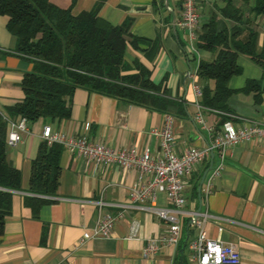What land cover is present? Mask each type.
Listing matches in <instances>:
<instances>
[{"label":"crops","instance_id":"0c3cea01","mask_svg":"<svg viewBox=\"0 0 264 264\" xmlns=\"http://www.w3.org/2000/svg\"><path fill=\"white\" fill-rule=\"evenodd\" d=\"M60 7H71L73 14L90 10L97 0H50ZM213 2L198 0L201 23L205 21ZM180 0H105L100 17L111 24L132 18L130 32L136 36H160V47L154 57L128 46L125 60L137 59L150 71V79L160 86V92L178 103L168 106L167 112L148 109L98 92L76 88L71 96L70 117L63 120L39 118L24 121L23 129H16L19 140L7 144L6 156L20 171V186L12 192L11 211L6 216L0 235V264H198L191 259L188 242L194 233L191 211L197 210V186L208 169L209 156L195 163L184 178L185 205L177 214L180 225L176 244L160 242L150 257L142 249L150 238L166 234L167 224L154 213L141 207L148 201L130 199V188L137 185L135 168L117 165L96 166L93 161L62 147L59 157L60 177L52 195H36L28 190L31 162L36 156L44 125L53 131L77 135L84 132L93 142H103L114 148L135 146L138 152L147 148L152 154L159 137L154 130L163 124L164 116L173 117L177 155L190 147L211 146L214 131L221 127V114L202 107L200 83L195 70L199 59H211L212 53L197 50L188 43L187 33L177 26L181 15ZM8 18L0 15V111L23 97L20 81L31 69V62L14 51L15 37L7 30ZM260 29L259 44L264 34V19L257 18ZM241 71L228 81L235 92L227 100L230 119L241 125L238 117L264 121V90L238 91L247 80L262 79V68L244 55L236 59ZM189 70L191 74L188 75ZM135 72L134 69L125 73ZM213 85V82H210ZM199 89V92L195 87ZM200 112L203 122L196 119ZM16 118L15 122H19ZM8 132V127H7ZM7 136V135H6ZM46 141V140H45ZM48 142V141H47ZM49 143V142H48ZM212 166L221 161V170L210 178L208 169L201 185L200 212H206V235L233 245L239 252V264H264V137L244 140L228 147L222 159L213 149ZM211 190L205 193L206 181ZM196 187V193L193 188ZM26 196L46 201L37 214L24 204ZM104 205L100 213L120 215L106 237L82 239L91 234L99 211L94 201ZM153 205L169 208L171 204L163 192H157ZM135 225L134 233L131 226ZM82 239V240H80Z\"/></svg>","mask_w":264,"mask_h":264},{"label":"trees","instance_id":"16d2710c","mask_svg":"<svg viewBox=\"0 0 264 264\" xmlns=\"http://www.w3.org/2000/svg\"><path fill=\"white\" fill-rule=\"evenodd\" d=\"M105 0L90 10L73 14L50 0H0V15L8 18L6 28L15 37L14 51L29 60L31 69L23 74V97L0 111V235L11 211L12 192L20 186V171L6 156L8 121L23 118L63 120L70 117L71 96L76 88L123 99L148 109L167 112L180 105L164 96L150 79V71L137 59L125 60L130 46L152 58L160 36L146 38L130 32L132 18L111 24L100 17ZM257 18L264 19V0H219L200 23L193 42L197 50L209 51L211 59H199L195 70L200 83L202 107L227 113V100L235 91L228 87L240 73L238 55L262 68V79L247 80L238 91L264 90V34L259 44ZM134 69L135 72L125 73ZM213 85H210V82ZM229 117L221 114L222 122ZM221 122V123H222ZM62 146L43 140L31 162L28 190L36 195L55 193L60 177ZM196 193V187L193 188ZM45 199L26 196L24 204L37 214Z\"/></svg>","mask_w":264,"mask_h":264},{"label":"built area","instance_id":"2783aa9c","mask_svg":"<svg viewBox=\"0 0 264 264\" xmlns=\"http://www.w3.org/2000/svg\"><path fill=\"white\" fill-rule=\"evenodd\" d=\"M181 15L176 24L187 33L188 43L194 48L193 42L196 38L201 18L198 12V0H180ZM195 89L199 92L197 86ZM229 118L224 120L218 131L213 132L211 146L190 147L177 155L174 152V133L172 129L173 117L169 114L164 116L162 126L154 130L159 137L158 147L154 154L147 148L138 152L135 146L125 148H114L103 142H93L86 135L89 123L84 124V132L77 135L66 134L53 131L50 125H44L41 136L49 143H58L62 147L83 157L86 161H93L96 166L107 167L117 165L128 169L135 168L138 172L139 183L130 188V199L133 201H148L147 207H141L154 213L159 219L167 224L166 234L160 238H150L146 241L142 255L144 257L153 256L160 247V242L165 244H176L179 240L180 225L177 214L182 211L185 205L184 178L191 172L195 163H198L209 156V153L216 149L218 156L222 159L225 150L241 141L252 138L264 137V121L258 122L238 117L241 125L234 123ZM196 119L203 122L201 113L196 114ZM24 119L17 123L8 121V132L6 142L9 145L15 144L19 140L16 129L24 128ZM221 170V161L212 166L210 178L217 176ZM205 193L210 192L211 182L207 180ZM157 192H163L171 207H156L153 205ZM99 211L93 231L91 234H84L82 239L93 237H106L111 233V229L117 217L120 215L111 212L100 213L104 205L101 199L94 201ZM192 227L194 233L191 236L188 247L191 251V259L198 264H239L240 255L238 250L231 244H224L219 239H211L206 235V222L209 215L206 212L193 210ZM135 225L131 226L134 233ZM80 239V240H82Z\"/></svg>","mask_w":264,"mask_h":264},{"label":"water","instance_id":"95a60500","mask_svg":"<svg viewBox=\"0 0 264 264\" xmlns=\"http://www.w3.org/2000/svg\"><path fill=\"white\" fill-rule=\"evenodd\" d=\"M167 1H168V0H164V4H165L166 7H167ZM190 74H191V70H189V72H188V75H190ZM210 157H211V161H210V164H209L208 169H211V168H212L213 151L210 152ZM208 169H207V170H208ZM207 170H205V171L203 172V174H202V176H201V179H200V181H199V184H198V186H197V195H198V199H199V206H198V208H197L196 211H199V210H200V204H201L200 190H201V185H202V183H203V180H204V177H205V174H206Z\"/></svg>","mask_w":264,"mask_h":264}]
</instances>
